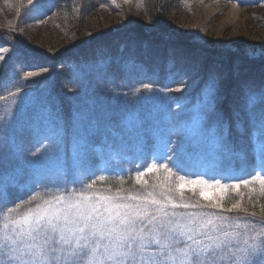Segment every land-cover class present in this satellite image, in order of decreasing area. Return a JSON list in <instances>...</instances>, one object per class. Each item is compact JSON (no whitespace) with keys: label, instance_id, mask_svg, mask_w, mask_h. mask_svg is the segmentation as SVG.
I'll return each mask as SVG.
<instances>
[{"label":"rangeland","instance_id":"1","mask_svg":"<svg viewBox=\"0 0 264 264\" xmlns=\"http://www.w3.org/2000/svg\"><path fill=\"white\" fill-rule=\"evenodd\" d=\"M156 16L146 0H0V185L7 188L0 218L37 192L48 199L60 194L57 189H80L70 181L95 180L94 189L106 194L154 190L159 197L171 187L178 205L200 208L169 211L203 208L239 222L240 231L245 220L259 219L264 188L252 179L259 160L248 143L242 108L247 92L264 90L258 86L264 84V0H162ZM210 78L216 89L209 123L218 117L229 133L245 129L239 140L233 132L229 137L240 155L217 158L191 146L189 117ZM227 96L233 105L222 107L230 117L218 113ZM49 129L60 134V161L45 164ZM80 137L93 149L83 170L71 166ZM156 152L165 156L159 163L171 157L186 179L212 186L186 185L181 195L175 170L169 175L163 169L137 184V170L152 164ZM212 203L221 207H207ZM234 204L240 208L224 211Z\"/></svg>","mask_w":264,"mask_h":264},{"label":"snow or ice","instance_id":"2","mask_svg":"<svg viewBox=\"0 0 264 264\" xmlns=\"http://www.w3.org/2000/svg\"><path fill=\"white\" fill-rule=\"evenodd\" d=\"M249 55L258 53L250 52ZM150 87L143 85L146 90ZM215 89V79L210 78L203 101L189 117L191 146L206 148L217 158L240 155L222 119L217 117L209 123L214 113ZM242 111L251 152L259 160L256 165L259 171L252 179L258 180L264 188V90L247 92ZM128 119L131 123L134 118L129 116ZM43 138L47 143L42 145V163H58L59 132L46 130ZM92 151L87 137L78 138L71 166L77 170L86 169ZM36 152L31 155L36 156ZM152 158V164L143 171L137 170V184L145 174L163 169L169 175L175 170L181 195L186 185L212 186L200 178L186 179L188 173L171 157H167L166 164L159 163L165 156L158 152L153 153ZM180 172L185 174L178 175ZM98 179L104 181L105 176ZM70 182L79 183L80 189L66 192L57 189L60 194L48 199H42L37 192L28 200L16 203L14 208H7L0 218L3 221L0 222V254L3 255L0 264H264V208L258 220H245L244 230L240 231L239 222L230 223V217L208 213L203 208L187 214L169 211V206L171 209L200 208L187 203L178 205L170 195L171 187L158 197L154 190L122 195V190L117 189L115 194L111 190L106 194L94 189L95 180L88 184ZM9 183L14 180L10 178ZM67 183L69 181H65V188ZM143 183L146 185L147 181ZM215 184L219 185L220 181ZM6 195L7 188L0 185V200ZM34 201L40 202L20 211L24 204L32 205ZM207 207L215 209L221 205L212 203ZM239 208V204H234L224 211ZM14 212L17 215L13 217ZM250 216L255 218L257 213ZM152 246H156L155 251L151 250Z\"/></svg>","mask_w":264,"mask_h":264},{"label":"trees","instance_id":"3","mask_svg":"<svg viewBox=\"0 0 264 264\" xmlns=\"http://www.w3.org/2000/svg\"><path fill=\"white\" fill-rule=\"evenodd\" d=\"M161 3H162V0H146V5H147V8H148V11L150 12V14H152V16H155L154 19L157 18L156 14L158 13V10L160 9ZM67 15L70 16V12H67ZM11 35H12L11 38L13 40H15L16 36L14 34H11ZM247 85H248L249 88H254L256 84L251 85L250 83H247ZM262 85H264V84H260V81H259V85L258 86H259L260 89H261ZM263 89H264V87H263ZM255 92H257V87L255 89ZM232 103H233L232 102V98L230 96H227V98L224 99V102L222 104L218 105V113H219V115L220 116H224V117H228V116L230 117L232 115L231 113H229L230 109L227 108V107H224V106L222 107V105L223 104H228L231 107V105H233ZM238 104H239V102H238ZM236 108H238V106ZM232 132H233L234 138L239 140L240 137H244L243 134L245 132V129H243V130H241L240 128L239 129H235V130L232 129V130H230V133L232 134ZM235 139H233V140L236 141ZM256 207L257 208H262L259 205L258 206L256 205Z\"/></svg>","mask_w":264,"mask_h":264}]
</instances>
